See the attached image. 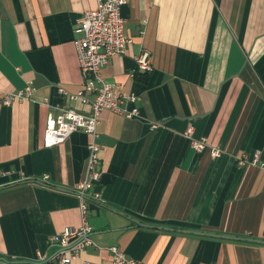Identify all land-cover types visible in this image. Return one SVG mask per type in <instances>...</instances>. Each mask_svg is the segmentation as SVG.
<instances>
[{
	"label": "crops",
	"instance_id": "0c3cea01",
	"mask_svg": "<svg viewBox=\"0 0 264 264\" xmlns=\"http://www.w3.org/2000/svg\"><path fill=\"white\" fill-rule=\"evenodd\" d=\"M96 8L0 0V100L35 90L0 104V264H53L49 239L81 224L75 188L91 139L79 131L45 148L55 109L44 100L92 111L58 88L83 89L74 29ZM122 15L131 44L102 74L139 98V116L100 115L93 191L104 203H90L94 245L72 264H111L114 246L144 264H264V0H131ZM143 52L150 72L136 63Z\"/></svg>",
	"mask_w": 264,
	"mask_h": 264
},
{
	"label": "built area",
	"instance_id": "2783aa9c",
	"mask_svg": "<svg viewBox=\"0 0 264 264\" xmlns=\"http://www.w3.org/2000/svg\"><path fill=\"white\" fill-rule=\"evenodd\" d=\"M97 8L86 12L77 22L74 32L78 35L75 47L79 59L80 70L83 78V89L77 93H70L64 88H58L61 98L74 103L91 105L89 114L80 113L74 108L51 106L49 99L44 104L54 108L55 112L49 117L44 132L43 143L45 148H53L66 143L72 135L81 131L91 139L88 145V158L85 164L83 179L76 185L75 193L80 202L81 224L77 228L64 230L61 234L49 239L50 247H57L53 264H72L86 248L93 246L91 239L92 227L88 221L89 205L91 202L103 204L104 200L99 192L93 189L101 180L100 152L96 144L98 138L99 118L102 112L107 111L133 119L139 116V98L136 95L117 94L115 85L104 78L102 72L111 58L126 55L131 40L125 36L126 20L122 9L131 0H96ZM138 68L142 71H152L150 55L143 52L136 58ZM34 88L27 86L25 89L5 93L0 100L4 106H12L17 101L32 100ZM87 94H93L91 100ZM135 105L129 110L127 106ZM155 128V127H153ZM186 136H193V128H188ZM192 147L202 152L206 148L203 142L192 141ZM213 158L220 156L219 150H212ZM258 161L256 155L254 162ZM264 168V165L262 166ZM111 264H144L135 259L128 258L118 247L109 248ZM49 263V262H48ZM83 264H97L85 261Z\"/></svg>",
	"mask_w": 264,
	"mask_h": 264
},
{
	"label": "trees",
	"instance_id": "16d2710c",
	"mask_svg": "<svg viewBox=\"0 0 264 264\" xmlns=\"http://www.w3.org/2000/svg\"><path fill=\"white\" fill-rule=\"evenodd\" d=\"M140 80H142L143 82H147V80H148V77L147 76H145V78L143 77V78H140Z\"/></svg>",
	"mask_w": 264,
	"mask_h": 264
},
{
	"label": "water",
	"instance_id": "95a60500",
	"mask_svg": "<svg viewBox=\"0 0 264 264\" xmlns=\"http://www.w3.org/2000/svg\"><path fill=\"white\" fill-rule=\"evenodd\" d=\"M142 226H145V227H147L146 225H142ZM195 233V232H194ZM197 234H202V233H197ZM203 235V234H202ZM206 235V234H205Z\"/></svg>",
	"mask_w": 264,
	"mask_h": 264
}]
</instances>
